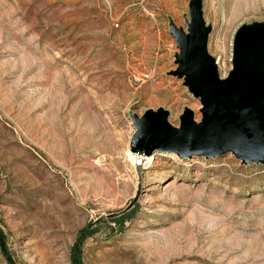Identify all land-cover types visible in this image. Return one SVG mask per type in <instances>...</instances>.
<instances>
[{
    "label": "rangeland",
    "instance_id": "1",
    "mask_svg": "<svg viewBox=\"0 0 264 264\" xmlns=\"http://www.w3.org/2000/svg\"><path fill=\"white\" fill-rule=\"evenodd\" d=\"M190 8L223 79L264 0H0V264H264V163L130 159L131 115L201 121L173 75Z\"/></svg>",
    "mask_w": 264,
    "mask_h": 264
},
{
    "label": "water",
    "instance_id": "2",
    "mask_svg": "<svg viewBox=\"0 0 264 264\" xmlns=\"http://www.w3.org/2000/svg\"><path fill=\"white\" fill-rule=\"evenodd\" d=\"M184 28L185 32L170 31L178 50L173 75L183 77L200 102L201 121L195 123L186 109L178 127L168 124L161 108L146 110L139 117L131 115L134 135L130 151L143 156L156 152L205 159L230 154L241 163H264V24L237 30L232 68L223 79L204 51L208 28L198 9L188 10Z\"/></svg>",
    "mask_w": 264,
    "mask_h": 264
},
{
    "label": "bare ground",
    "instance_id": "3",
    "mask_svg": "<svg viewBox=\"0 0 264 264\" xmlns=\"http://www.w3.org/2000/svg\"><path fill=\"white\" fill-rule=\"evenodd\" d=\"M152 158L151 156H143V155H139V154H131L130 155V159L132 164L134 165L136 163V161H140L142 164V167L144 169L149 168V166L152 163Z\"/></svg>",
    "mask_w": 264,
    "mask_h": 264
},
{
    "label": "trees",
    "instance_id": "4",
    "mask_svg": "<svg viewBox=\"0 0 264 264\" xmlns=\"http://www.w3.org/2000/svg\"><path fill=\"white\" fill-rule=\"evenodd\" d=\"M86 230L84 229V230H81V231H79V233L77 234V238L80 240V239H82V238H84L85 236H86Z\"/></svg>",
    "mask_w": 264,
    "mask_h": 264
}]
</instances>
